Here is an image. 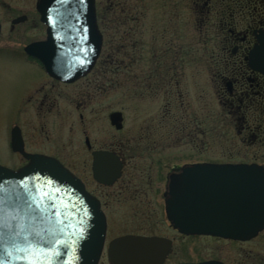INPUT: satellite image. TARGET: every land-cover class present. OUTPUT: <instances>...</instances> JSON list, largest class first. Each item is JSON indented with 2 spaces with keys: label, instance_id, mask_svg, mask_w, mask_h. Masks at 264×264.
Returning a JSON list of instances; mask_svg holds the SVG:
<instances>
[{
  "label": "flooded vegetation",
  "instance_id": "obj_1",
  "mask_svg": "<svg viewBox=\"0 0 264 264\" xmlns=\"http://www.w3.org/2000/svg\"><path fill=\"white\" fill-rule=\"evenodd\" d=\"M38 1L28 0L25 8L20 6V10L27 13L22 15L25 19L12 21L13 28L20 22H30V27L40 31L41 36L29 43L47 38L48 27L41 20ZM2 3L9 4L0 0V5ZM161 9L164 10L160 17H151L153 22L146 24L145 0L111 2L108 8V14L119 12L124 18L121 63L125 73L135 62L133 54L140 47V39L148 34L153 46L152 66L141 68L139 75L144 81L140 85V96L145 104L142 118L154 119L143 120L136 135L129 136L128 132L122 142L127 152L134 151L133 154L144 160L136 166L148 171L146 176L150 177L151 183L144 180L143 190L139 189L140 198L127 200L132 209L128 213L138 217L141 226L126 225L124 218L130 214L113 210V201L96 189H90V184L75 173L90 197L98 202L96 209H100L106 219L98 264H257L243 255L242 248L258 235L243 240L217 232L182 231L170 219L168 209L171 215L187 217L217 214L212 210V205L216 204L213 200L217 198L212 201L207 198L217 197L219 183L225 182L231 171H235L237 180L241 177L237 169L243 164L264 168V0H161ZM29 11H35L38 18H32ZM96 14L98 29L103 34L102 51L92 69L72 82L49 75L38 58L25 52L29 43L23 46L22 52L15 51L35 70V75L13 109L24 114L31 108L34 114L15 120L10 134L18 127L28 153L53 157L70 171L60 155L62 143L57 140L68 133V144L74 145L77 135L84 134L85 149L91 156V171L94 153L98 151L111 152L120 158L122 173L113 183L97 181L92 172L97 186L113 188L123 181L125 169L130 166L126 152L115 149L113 140L114 128L126 133L127 118L123 111L111 110L107 101L114 87L112 75L117 72L114 65L119 51L115 47L105 50V21L101 23L103 12L98 11L97 5ZM118 20H111L113 34L109 39L112 37L113 41L118 39ZM179 41L184 42L178 46ZM126 85L129 91L130 82ZM148 97L159 100L153 114L145 101ZM65 101L76 108L80 104L88 107L93 102L92 122L88 120L84 125L83 113L76 117L71 115L72 118L61 115L60 106ZM103 107L106 114L100 118ZM116 111L122 113L121 128H117L111 118ZM49 112H55V116L48 115ZM94 123L97 126H93ZM91 127L106 136L101 140L98 136L91 138L88 134ZM212 127L224 130L223 133L235 132L230 134V147L212 150ZM10 147L12 149L11 143ZM180 150L183 159L178 156ZM15 153L24 157L20 152ZM28 161L25 158L21 166ZM185 169L189 170L190 183L187 198L171 193L169 187L171 178L181 175ZM157 176L162 177V186L154 184L157 180L152 178ZM92 209L86 213H95ZM125 236H136L144 243L156 242L152 246L140 245L137 250L125 242L115 243Z\"/></svg>",
  "mask_w": 264,
  "mask_h": 264
},
{
  "label": "water",
  "instance_id": "obj_2",
  "mask_svg": "<svg viewBox=\"0 0 264 264\" xmlns=\"http://www.w3.org/2000/svg\"><path fill=\"white\" fill-rule=\"evenodd\" d=\"M47 38L28 44L25 51L38 58L47 72L72 82L91 70L101 53L103 36L96 22L95 0H39ZM25 19L21 16L13 22ZM1 31V23H0ZM117 128L122 113L111 115ZM12 148L29 163L14 170L0 164V264H97L106 234V219L83 181L57 159L28 153L18 127L12 130ZM93 174L110 184L121 176L122 162L111 152L94 153ZM219 183L207 217L171 215L182 231L217 232L224 237L250 239L264 230V168L238 167ZM189 170L171 178L170 192L187 198ZM205 192V195H208ZM93 205V209H92ZM95 210L93 214L86 213ZM135 250L144 243L136 236L115 241Z\"/></svg>",
  "mask_w": 264,
  "mask_h": 264
},
{
  "label": "rangeland",
  "instance_id": "obj_3",
  "mask_svg": "<svg viewBox=\"0 0 264 264\" xmlns=\"http://www.w3.org/2000/svg\"><path fill=\"white\" fill-rule=\"evenodd\" d=\"M123 1L124 0H96L98 11L100 13L103 12V14L100 15L101 23L105 21L103 23V27L106 31V44L104 48L105 50H112L115 47L119 51V54L115 55L116 63L114 65L117 72H114L112 75L114 87L111 91H109L107 101L111 104V110H121L124 112V118H127L125 127L126 133L122 130L114 128L113 139L115 149L125 151L127 161L130 163V166L125 169V174L122 177L123 181L119 182L113 188L99 187L95 184L90 168L91 156L85 149L86 144L84 141V134L77 135V137L73 140L74 145L68 144V133L63 134L57 142H59V144L62 143L63 146L62 150H60V155L63 161L69 165L74 173L80 175L90 184V189H96L98 193L106 195L108 199L113 201V210L120 212L121 214H130L128 212H132V209L127 200L131 198L138 200L142 195L139 189L143 190V185H145L144 180L146 182H150V177L146 176L148 171L139 169L136 166L144 160H141L138 154H133L134 151L127 152L122 146V142L123 140L125 141V137L128 132H130L129 136L136 135L135 131L138 130V127L143 120L154 119L142 118V110L145 104L142 96H140V85L144 81L142 79V75H139L141 68L152 66L151 49L153 46L149 41L148 34L144 39H140V42L138 43L140 47L137 48L138 50L136 54H133V58H136L135 62L131 65L130 70L125 73L124 66L121 63L123 62L122 47L124 45V41L122 39V35L124 29V18L119 12L112 11V13L108 14V8L110 7L111 2H115V4H122ZM2 2L9 4L2 3L0 5V20L2 22V31L0 35V164L7 165L12 168H18L25 162V158L16 154L11 149L10 129L15 120H19V118H27L33 115L34 112L31 111L30 108L24 114H20L19 111H15L13 108L18 103L17 100H19L22 96L21 93L27 88L29 82L34 79L35 70H32V67L26 65L22 61L21 55L15 51L22 52L23 46L30 41L37 39L41 36V34L38 29H33L29 26L30 22H20L13 28V19L21 17L23 14H27L26 12H23L24 10H20L19 7L22 6L25 8L28 0H2ZM145 2L147 4L146 24H151V22H153L151 17H160V14L164 9H161V0H145ZM29 14L32 18L37 17L35 11H29ZM112 19H119V25L116 26V35H118V39L115 38L116 40L114 41L112 37L109 39V35L112 36L113 34L112 26H110L112 24ZM183 42L179 41L178 46ZM158 49L163 50L161 47ZM117 67L119 71L117 70ZM128 77L129 80H127ZM129 82L130 90L128 91L125 86H127L126 83L129 84ZM145 101H147L146 104L148 105V110H150L153 114V111L159 103L158 98L148 97ZM93 107V102H91L88 107L80 104V107L76 108L74 104L71 105L69 101H65L62 103V106H60L61 109L63 108L62 113L60 114L65 116L68 115L69 118H72L71 115L76 117L80 113H83L84 118H86L83 122L85 125L88 120L90 121L91 118H94ZM55 112H49L48 115L55 116ZM105 114L106 111L103 107L99 113V117L104 118ZM214 123L215 122L212 120V125H214ZM93 126L97 125L95 124ZM223 131L212 127L211 148L213 151L218 148H228L231 146L230 134H235V132L227 131L223 133ZM88 134L91 135V138L98 136L100 140L106 136V133L100 134L99 131L96 133L95 127H91ZM223 134L229 135L225 136ZM178 156L180 159H183V152L181 150L178 152ZM152 179L157 180L154 182L155 185L162 186L163 182L161 181V176H157ZM124 223L132 228H138L141 226V224L139 225V218L133 217L131 214L124 218ZM242 249L244 256H248L249 259H254L257 264H264V230L260 232L258 236L253 239V241L244 243Z\"/></svg>",
  "mask_w": 264,
  "mask_h": 264
}]
</instances>
